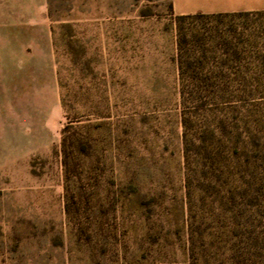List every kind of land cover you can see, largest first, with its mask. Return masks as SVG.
I'll use <instances>...</instances> for the list:
<instances>
[{
    "label": "rangeland",
    "instance_id": "1",
    "mask_svg": "<svg viewBox=\"0 0 264 264\" xmlns=\"http://www.w3.org/2000/svg\"><path fill=\"white\" fill-rule=\"evenodd\" d=\"M188 10L0 0V264H188L174 22ZM223 22L243 72L199 115L201 163L264 185V11Z\"/></svg>",
    "mask_w": 264,
    "mask_h": 264
},
{
    "label": "trees",
    "instance_id": "2",
    "mask_svg": "<svg viewBox=\"0 0 264 264\" xmlns=\"http://www.w3.org/2000/svg\"><path fill=\"white\" fill-rule=\"evenodd\" d=\"M245 15L248 12H198L174 17L188 206V264H212L210 249L215 241L223 250L224 259L220 264H264V185L256 175L248 182L220 180L221 164L215 161L208 166V174L201 161L209 155L202 156V151L212 152V149L195 126L200 113L207 111L213 99L224 94L228 79L243 72L238 64L244 60L245 52L229 39L237 28L223 25L221 29L219 25L227 17ZM227 64L231 67H225ZM62 142L64 164H67L66 138ZM198 176L202 183L196 181ZM205 188L212 189L209 194L215 196L210 200L211 211L205 210L208 203L201 194ZM207 214H211L213 224L207 223Z\"/></svg>",
    "mask_w": 264,
    "mask_h": 264
},
{
    "label": "crops",
    "instance_id": "3",
    "mask_svg": "<svg viewBox=\"0 0 264 264\" xmlns=\"http://www.w3.org/2000/svg\"><path fill=\"white\" fill-rule=\"evenodd\" d=\"M193 13H238L264 11V0H175ZM185 14V13H183ZM192 14V13H186Z\"/></svg>",
    "mask_w": 264,
    "mask_h": 264
}]
</instances>
